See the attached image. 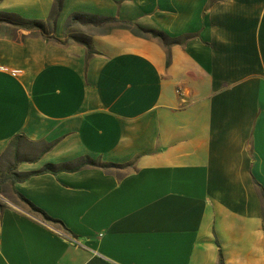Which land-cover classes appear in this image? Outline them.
I'll list each match as a JSON object with an SVG mask.
<instances>
[{
  "label": "crops",
  "instance_id": "crops-1",
  "mask_svg": "<svg viewBox=\"0 0 264 264\" xmlns=\"http://www.w3.org/2000/svg\"><path fill=\"white\" fill-rule=\"evenodd\" d=\"M76 13L171 43L113 28L89 55ZM29 31L0 21V264H264V0H64L51 38Z\"/></svg>",
  "mask_w": 264,
  "mask_h": 264
},
{
  "label": "trees",
  "instance_id": "trees-1",
  "mask_svg": "<svg viewBox=\"0 0 264 264\" xmlns=\"http://www.w3.org/2000/svg\"><path fill=\"white\" fill-rule=\"evenodd\" d=\"M63 2L64 0H55L52 11L49 17L45 20L25 18L18 13H2L3 16L0 17V21H7L15 26L32 31L31 34L33 35H42L48 39V38H51L52 37L51 34H54L56 31L57 21L61 14L62 8H63ZM75 22H80L81 24H92L95 28L98 29V33H108L113 28H125L133 32L135 35H139L142 37H150V36L158 37L161 40H163L165 44L167 45L171 43L169 36L162 30L143 28L137 25L136 23H133L127 20H122L118 17L76 13V14H73L69 18V20L67 21V24L65 25V29L67 30L68 27H70L71 24ZM105 24H111V25L109 27H105ZM75 40H77V42H80L88 47L89 55L92 53L89 40H84L80 38H75ZM86 164L96 165V166L100 165L96 160L88 158L86 160L80 161L78 164H76L72 168L76 170ZM49 168L53 169L54 167L52 165L51 166L49 165ZM65 168H69V167H65ZM12 180L15 181V179H12ZM256 184L259 188V193L263 200V215H264V189L261 187V185L258 182H256ZM19 197L29 205L31 212L40 216L45 222H48L54 225H59L62 228L66 229L64 223L61 220L55 219L49 216L45 211L36 207L33 203H31L23 195L19 194ZM219 264H225L222 252L220 253Z\"/></svg>",
  "mask_w": 264,
  "mask_h": 264
},
{
  "label": "rangeland",
  "instance_id": "rangeland-1",
  "mask_svg": "<svg viewBox=\"0 0 264 264\" xmlns=\"http://www.w3.org/2000/svg\"><path fill=\"white\" fill-rule=\"evenodd\" d=\"M2 1V0H1ZM21 16L27 18L26 16H24L23 14H20ZM3 16L2 13H0V17ZM69 20V19H68ZM67 20V21H68ZM67 24V22H66ZM111 24H105V27H109ZM16 29H23L21 27L15 26ZM25 30V29H24ZM30 33H32V31H29ZM66 34H67V39L68 40H75V38H80V39H84V40H89V38L98 33V29L95 28L92 24H81L80 22H75L72 23L70 27H68V29L66 30ZM18 31H17V35H18ZM27 33V32H25ZM52 35V34H51ZM50 37V36H49ZM17 146L15 147V160L12 159V155L14 154V152L10 155H8L9 162L5 163L3 165L4 168V173H1V179H4L5 181L11 180L12 179V175H11V171L14 170V166H11L10 163L16 161V163H19V160H24L27 159V141L25 140H21L20 142L16 143ZM12 151H9L7 154L11 153ZM97 162L100 164V162L97 160ZM2 166V165H1ZM109 166H107L106 168H108ZM123 173V172H121Z\"/></svg>",
  "mask_w": 264,
  "mask_h": 264
},
{
  "label": "built area",
  "instance_id": "built-area-1",
  "mask_svg": "<svg viewBox=\"0 0 264 264\" xmlns=\"http://www.w3.org/2000/svg\"><path fill=\"white\" fill-rule=\"evenodd\" d=\"M0 69H5V67H3V66L0 65Z\"/></svg>",
  "mask_w": 264,
  "mask_h": 264
}]
</instances>
